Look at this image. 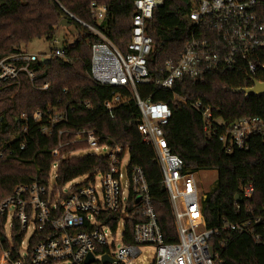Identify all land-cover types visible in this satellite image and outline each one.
<instances>
[{
    "label": "built area",
    "instance_id": "2783aa9c",
    "mask_svg": "<svg viewBox=\"0 0 264 264\" xmlns=\"http://www.w3.org/2000/svg\"><path fill=\"white\" fill-rule=\"evenodd\" d=\"M133 2L136 12L126 51L118 48L98 27L73 16L100 38L92 46L91 76L101 84L125 88L129 92L113 91L104 98L105 111L112 113L116 106L128 99H133L139 108L137 128L143 140L151 145L159 165L163 186L174 212L178 240L164 241L144 172L139 166L129 168V149L111 137L98 134L89 125L69 126L67 110L48 109V120L43 124L42 132L46 135L57 133L59 146L53 154L58 155V149L63 145L74 144L77 149H90L91 154L107 156L108 170L96 171L87 184L80 183L89 177L88 174L81 182L72 183L74 178L61 188H55L56 183L50 184V173L47 184H41L37 179L29 184H17L11 193L0 199V264H133V259L142 252V245L155 247L152 264L221 263L214 243L216 233L206 227L202 212L203 193L198 172H184L183 160L170 150L164 135L163 126L168 123L171 108L166 102L143 98L136 88L137 84L154 81L148 62L153 40L146 28L154 9L165 0ZM185 2L191 6L187 13L189 37L178 57L165 62L166 74L156 79V84L171 89L177 80L204 81L208 73L214 72L247 76L250 83L245 86H253V79L264 81V62H260L264 52L262 0ZM90 10L100 21L106 16L108 7L92 2ZM59 42L57 35L53 37V48L47 54L22 49L1 57L0 83L17 84L22 72L34 80V62L52 55L63 57L66 50L74 45L73 41L66 45ZM47 86L45 83L42 88ZM84 104L88 106L89 102ZM194 106L203 114L204 130L217 137L228 153L248 146L252 135H264V120L260 117H242L226 126L218 118L214 119L215 126L211 121L210 107L203 106L201 101ZM42 116L43 111L37 109L33 117L39 122ZM21 117L27 119L26 114ZM64 134L70 135L68 141L61 140ZM24 146L25 142L21 148ZM7 153L11 150L0 147V158ZM126 155L128 162L123 173ZM54 165L57 163L52 168ZM98 176L100 182L97 181ZM243 192L250 196L253 187H246ZM131 211H137L142 221L135 224L133 241L128 242L126 218ZM111 212L120 213L119 218L109 219L107 215ZM248 224L236 223L227 227L251 233ZM120 226L121 243L117 247L115 238ZM37 232H43L44 236L34 242ZM255 239L260 241L261 236L255 235ZM89 253L94 259L86 262ZM104 255L111 261L103 263Z\"/></svg>",
    "mask_w": 264,
    "mask_h": 264
},
{
    "label": "trees",
    "instance_id": "16d2710c",
    "mask_svg": "<svg viewBox=\"0 0 264 264\" xmlns=\"http://www.w3.org/2000/svg\"><path fill=\"white\" fill-rule=\"evenodd\" d=\"M92 2L108 7L100 21L91 13ZM262 6L264 10V0ZM190 9L185 0H165L154 9L146 28L153 40L148 62L154 81L137 84L136 88L145 99L169 104L171 116L163 126L164 135L170 150L183 160L184 172H217L214 186L201 197V205L206 227L216 233L214 243L220 264H264V135H252L248 146L228 153L217 137L204 130L203 114L194 106L201 101L203 106L210 107L215 126L214 119L218 118L225 122L223 126L242 117L264 120V94L246 96L234 91L250 83L247 76L234 72L208 73L204 81L184 78L177 80L171 89L155 82L166 74L165 62L178 57L189 37ZM67 12L98 27L122 51H126L131 39L136 12L133 0H0V58L22 50L34 38L45 37L51 42L62 18H67L69 25L79 31L65 56L52 55L46 62L33 63L34 80L22 72L19 83H0V147L11 150L0 158V199L19 183L29 184L37 179L47 184L55 162V188L86 174L89 177L80 184H87L96 171L108 170L107 156L71 155L77 149L74 144L63 145L58 155L53 154L59 138L56 132L44 134L42 126L48 120V109L67 110L69 126L89 125L98 134L129 149V168L139 166L144 172L164 241L176 242L174 212L159 165L151 145L143 140L137 128L139 108L133 99H128L112 113L105 111L104 98L113 91L129 92L101 84L91 76L92 46L100 38ZM260 62H264V52ZM45 83L47 88H42ZM37 109L43 111L39 122L33 117ZM69 139L68 134L61 137L64 142ZM23 142L25 146L21 148ZM249 186L253 187V193L245 196L243 190ZM237 195L240 201L236 200ZM107 216L118 219L120 213L111 212ZM126 219L127 241L132 242L134 226L142 218L137 211H131ZM236 223H249L251 233L227 227ZM255 235H260L261 240H256ZM43 236V232H37L34 242Z\"/></svg>",
    "mask_w": 264,
    "mask_h": 264
},
{
    "label": "rangeland",
    "instance_id": "374dc122",
    "mask_svg": "<svg viewBox=\"0 0 264 264\" xmlns=\"http://www.w3.org/2000/svg\"><path fill=\"white\" fill-rule=\"evenodd\" d=\"M79 31L74 25H59L57 29V37L59 39V43L62 45H66V43L72 42L75 40V38L78 36ZM53 48V45L49 40H47L45 37L41 38H34L32 41L29 42V44L22 49L37 53V54H47L49 53ZM90 149H83L79 148L74 150L71 155H85L90 153ZM128 162V155L125 156L123 164H122V172L125 173L126 164ZM55 173H56V165L53 166L50 172V184L54 185L55 183ZM217 178V172L215 170H209V171H200L198 172V181L199 186L201 189V192L204 193L208 190H210L216 181ZM85 179L84 175L78 176L73 180L72 183L81 182ZM100 176H98L97 181L100 182ZM68 187V185H67ZM122 226H120L117 236L115 238V245L117 247L120 246V232H121ZM29 235V234H28ZM155 258V247L153 245H142V252L139 256L133 259V264H152L153 260Z\"/></svg>",
    "mask_w": 264,
    "mask_h": 264
},
{
    "label": "water",
    "instance_id": "95a60500",
    "mask_svg": "<svg viewBox=\"0 0 264 264\" xmlns=\"http://www.w3.org/2000/svg\"><path fill=\"white\" fill-rule=\"evenodd\" d=\"M70 16L73 19L76 20V18L73 15H70ZM59 24L60 25H63V26L69 25L68 19L67 18H62ZM48 60H49V57H43L41 59V62H46ZM263 69H264V65H263ZM253 82H254V85L253 86L239 87V88L234 89V91H236V92H243L246 96H250V95H258V96L259 95H263L264 94V81H260V80L253 79ZM102 154H104V152ZM236 200L237 201H240L241 200V198H240L239 195L236 196ZM93 259H94L93 254L89 253L88 256H87L86 262L92 261ZM102 261H103V263H105L106 261H111V259L109 258V256L104 255L102 257Z\"/></svg>",
    "mask_w": 264,
    "mask_h": 264
}]
</instances>
